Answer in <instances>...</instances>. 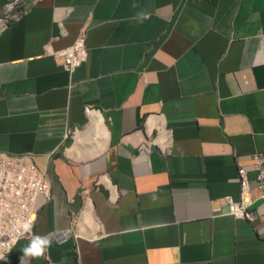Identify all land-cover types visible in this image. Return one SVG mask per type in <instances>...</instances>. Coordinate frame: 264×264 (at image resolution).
I'll list each match as a JSON object with an SVG mask.
<instances>
[{
    "label": "crops",
    "instance_id": "obj_1",
    "mask_svg": "<svg viewBox=\"0 0 264 264\" xmlns=\"http://www.w3.org/2000/svg\"><path fill=\"white\" fill-rule=\"evenodd\" d=\"M81 26L68 73L45 47ZM0 152L49 181L33 233L51 244L23 264H264V214L222 205L264 166V0H31L0 29Z\"/></svg>",
    "mask_w": 264,
    "mask_h": 264
},
{
    "label": "built area",
    "instance_id": "obj_2",
    "mask_svg": "<svg viewBox=\"0 0 264 264\" xmlns=\"http://www.w3.org/2000/svg\"><path fill=\"white\" fill-rule=\"evenodd\" d=\"M9 4L8 10L11 9ZM28 4L20 3L10 19H17L28 11ZM7 18L0 22V28ZM85 26L78 29L77 35L69 46L60 50L45 47V52L59 58L65 71L71 73L77 65L85 61ZM85 108V111H88ZM76 129H74L75 131ZM70 133L67 130L65 136ZM262 154L255 153L253 178L247 176V170L237 169L236 180L239 186L236 198L225 195L223 210L227 215L252 221L264 214V166ZM256 194L253 196L252 191ZM50 186L44 169H39L30 154H9L0 152V257L8 253L12 246L21 239L36 236L31 231H24V224L33 222L36 211L42 202L49 200ZM258 201L254 204L255 201Z\"/></svg>",
    "mask_w": 264,
    "mask_h": 264
},
{
    "label": "clouds",
    "instance_id": "obj_3",
    "mask_svg": "<svg viewBox=\"0 0 264 264\" xmlns=\"http://www.w3.org/2000/svg\"><path fill=\"white\" fill-rule=\"evenodd\" d=\"M30 3L31 1L29 2V6H30ZM28 6V8H29ZM27 8V9H28ZM24 15V14H23ZM21 17V16H20ZM19 17V18H20ZM18 19V18H17ZM11 20H15V19H7L6 21V24L11 21ZM3 21V19H0V22ZM5 24V25H6ZM1 29V28H0ZM72 44V43H71ZM65 48V47H64ZM53 57V56H52ZM63 67V66H62ZM87 108V107H85ZM89 109V108H88ZM90 110V109H89ZM88 110V111H89ZM86 111V112H88ZM76 131V130H75ZM74 129H71L70 130V133H68L65 137L69 136V135H72L75 133ZM236 174H237V171H236ZM237 181V180H236ZM238 190H239V186H238ZM246 220V219H245ZM246 221H249V220H246ZM34 227V223L33 222H28V223H25L23 228H24V231H31V229ZM51 244V239L48 237V236H44V237H41V236H34L31 241L29 242V244L27 246H25L23 249H22V252H23V256L21 257V264H23V259L24 257H39L41 256L45 249L47 247H49ZM9 252V251H8ZM7 254V253H6ZM0 259H2V257H0Z\"/></svg>",
    "mask_w": 264,
    "mask_h": 264
},
{
    "label": "rangeland",
    "instance_id": "obj_4",
    "mask_svg": "<svg viewBox=\"0 0 264 264\" xmlns=\"http://www.w3.org/2000/svg\"><path fill=\"white\" fill-rule=\"evenodd\" d=\"M31 0H4L2 4H0V19H10L12 17V14L16 10L17 6L22 3L23 5L28 4ZM13 3L14 6L11 5V9L8 10L9 4ZM86 133V132H85ZM84 133V134H85ZM71 136V135H70ZM69 136V137H70ZM72 140V138H69Z\"/></svg>",
    "mask_w": 264,
    "mask_h": 264
},
{
    "label": "bare ground",
    "instance_id": "obj_5",
    "mask_svg": "<svg viewBox=\"0 0 264 264\" xmlns=\"http://www.w3.org/2000/svg\"><path fill=\"white\" fill-rule=\"evenodd\" d=\"M102 133H104L103 129H101V125L96 124L94 126V133L91 136H87L86 138H79V140L81 141H86V140H90V141H94L96 139V153L101 149V140L104 138V136L102 135ZM108 141V140H107ZM95 151L93 152V154H95Z\"/></svg>",
    "mask_w": 264,
    "mask_h": 264
},
{
    "label": "trees",
    "instance_id": "obj_6",
    "mask_svg": "<svg viewBox=\"0 0 264 264\" xmlns=\"http://www.w3.org/2000/svg\"><path fill=\"white\" fill-rule=\"evenodd\" d=\"M4 2V0H0V4H2Z\"/></svg>",
    "mask_w": 264,
    "mask_h": 264
}]
</instances>
